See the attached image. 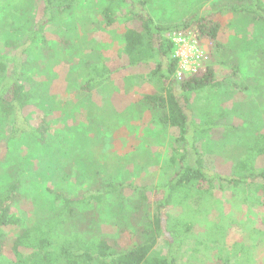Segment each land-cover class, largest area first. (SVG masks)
Instances as JSON below:
<instances>
[{
    "label": "rangeland",
    "instance_id": "obj_1",
    "mask_svg": "<svg viewBox=\"0 0 264 264\" xmlns=\"http://www.w3.org/2000/svg\"><path fill=\"white\" fill-rule=\"evenodd\" d=\"M135 1L156 26L167 29L165 37L202 17L218 25L217 42L235 57L229 66L210 63L222 88L192 95V120L197 126L213 121L214 128L190 134L187 152L191 164L196 158L194 148H198L212 173L240 177L234 169L236 163L255 136L264 134V77L256 67L264 49V24L251 15L232 12L235 0ZM258 2L264 9V0ZM248 5L257 7L251 2ZM105 9L106 0H79L73 10L59 14L48 27L47 46H27L44 17L43 0H0V59L17 57L21 66H27L26 75L40 84L44 99L26 116L32 125L48 128L50 141L42 146L24 137L0 147V191H5L13 170H25V196L13 212L27 225L55 210L54 193L86 194L109 182L157 188L179 170L180 165L171 160L177 131L160 126L153 112L140 104L145 96L160 93L155 79L139 70L124 69L92 93L82 90L89 64L117 59L125 47L124 35L132 18L130 4L118 8L113 26L105 23ZM197 29V24L187 28L196 38ZM197 39L210 55L216 50L211 40ZM174 91L180 94L178 85ZM6 122L0 120V131L8 134L11 121ZM256 168H264V156L257 160ZM148 194L155 200L153 192ZM216 194V204L207 219L195 226L182 262L223 264V258L237 257L248 264H264V198L254 202L241 189L227 186L217 187ZM115 211V206L106 209L113 215ZM101 220L98 236L110 242L116 239L122 248L133 244L130 231L121 230L106 216ZM221 222L227 229L221 242L213 245L206 239L208 228ZM15 236L16 232L10 234L3 253L10 254ZM199 239L209 249L194 254L191 250ZM167 250L160 239L152 255L161 257Z\"/></svg>",
    "mask_w": 264,
    "mask_h": 264
},
{
    "label": "trees",
    "instance_id": "obj_2",
    "mask_svg": "<svg viewBox=\"0 0 264 264\" xmlns=\"http://www.w3.org/2000/svg\"><path fill=\"white\" fill-rule=\"evenodd\" d=\"M232 12L248 14L264 24V9L258 0H235ZM79 0H43L44 17L37 23L27 46H47L45 32L59 14L73 10ZM251 2L257 7H250ZM131 6L130 22L124 35V50L117 59L89 64L82 90L92 93L121 70H139L142 75L155 79L161 87L156 95L145 96L140 104L153 112L154 121L160 126L176 130V145L171 147V160L179 164L175 176L161 187L136 188L124 184L107 183L103 188L86 194L54 193L55 210L33 224L16 216L13 208L25 196L27 184L22 167L13 170L5 191H0V264H188L182 262L183 251L191 246L195 226L207 219L216 204L217 187L241 189L246 199L257 202L264 198V168H256L257 160L264 156V134L255 136L251 147L236 163V176H222L211 172L203 154L194 148L195 160L191 164L187 145L190 134L211 131L213 121L197 126L192 120L190 101L193 94L223 87L215 78V71H207L178 82L175 80L178 61L174 58V44L163 36L167 29L156 26L135 0H106L103 11L105 23L113 26L118 21L120 6ZM246 3V4H245ZM132 22H139L138 27ZM198 25L197 38L215 43L211 62L227 65L235 55L228 54L217 42L218 25L202 17L180 29ZM233 57V59H232ZM232 60V61H231ZM257 68L264 77V49L259 52ZM26 67L17 57L0 59V120L10 122V132L0 131V147L24 137L42 146L49 145L48 128L32 125L27 111L37 108L44 99L40 84L26 75ZM178 85L180 94L174 91ZM7 123V122H6ZM127 192L130 194L126 195ZM153 192L155 200L148 193ZM115 206L116 211L106 212ZM106 216L121 230L134 235L133 244L122 248L115 239L97 235L101 218ZM225 222L209 226L206 239L213 245L221 242L227 227ZM12 232H16L10 254L2 249ZM160 239L167 244L164 256H153ZM205 240H196L191 251L199 254L206 247ZM205 246V247H203ZM248 262V261H247ZM239 258H223V264H248Z\"/></svg>",
    "mask_w": 264,
    "mask_h": 264
},
{
    "label": "built area",
    "instance_id": "obj_3",
    "mask_svg": "<svg viewBox=\"0 0 264 264\" xmlns=\"http://www.w3.org/2000/svg\"><path fill=\"white\" fill-rule=\"evenodd\" d=\"M174 44V58L178 61L175 80L181 82L191 76L199 75L210 67V53L201 46L198 39L187 29L168 34Z\"/></svg>",
    "mask_w": 264,
    "mask_h": 264
}]
</instances>
